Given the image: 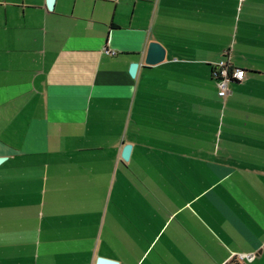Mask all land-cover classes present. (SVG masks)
<instances>
[{
  "label": "crops",
  "instance_id": "obj_1",
  "mask_svg": "<svg viewBox=\"0 0 264 264\" xmlns=\"http://www.w3.org/2000/svg\"><path fill=\"white\" fill-rule=\"evenodd\" d=\"M0 157V264H264V0H0Z\"/></svg>",
  "mask_w": 264,
  "mask_h": 264
},
{
  "label": "water",
  "instance_id": "obj_2",
  "mask_svg": "<svg viewBox=\"0 0 264 264\" xmlns=\"http://www.w3.org/2000/svg\"><path fill=\"white\" fill-rule=\"evenodd\" d=\"M55 0H46V4L48 9L52 10L54 6ZM165 50L164 48L157 42H150L146 51L145 55V63L147 65H154L156 63L161 62L164 59ZM138 68L137 62H132L129 65V74L133 77L136 74ZM130 145H125L122 151V157L124 159H128L129 153H130ZM4 157H0V163L4 161ZM96 264H117L116 261L99 257L97 258Z\"/></svg>",
  "mask_w": 264,
  "mask_h": 264
},
{
  "label": "built area",
  "instance_id": "obj_3",
  "mask_svg": "<svg viewBox=\"0 0 264 264\" xmlns=\"http://www.w3.org/2000/svg\"><path fill=\"white\" fill-rule=\"evenodd\" d=\"M106 53L111 55L116 54L114 50H106ZM213 78L218 88V95L224 97L227 93L228 84L232 80H240L243 76L241 70L233 69L225 60H220L215 66H213ZM252 254H235L233 259H251Z\"/></svg>",
  "mask_w": 264,
  "mask_h": 264
},
{
  "label": "trees",
  "instance_id": "obj_4",
  "mask_svg": "<svg viewBox=\"0 0 264 264\" xmlns=\"http://www.w3.org/2000/svg\"><path fill=\"white\" fill-rule=\"evenodd\" d=\"M231 81H235V80H232V79H231Z\"/></svg>",
  "mask_w": 264,
  "mask_h": 264
}]
</instances>
